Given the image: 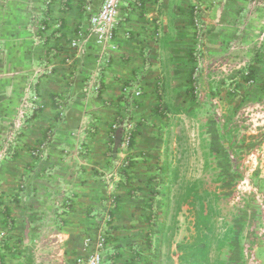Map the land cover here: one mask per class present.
I'll use <instances>...</instances> for the list:
<instances>
[{
    "label": "crops",
    "instance_id": "0c3cea01",
    "mask_svg": "<svg viewBox=\"0 0 264 264\" xmlns=\"http://www.w3.org/2000/svg\"><path fill=\"white\" fill-rule=\"evenodd\" d=\"M17 1L20 21L8 27L3 51L8 71H18L19 85L3 91L8 98L2 107L14 120L15 102L9 97L20 102L30 91L35 107L0 162V264H76L100 228L106 231L104 264H181L178 246L197 237L193 207L205 192L214 208L211 237L262 239L261 219L244 221L228 213L233 197L225 196L229 185L218 180L237 169L228 167L233 155L227 141H219L221 151L213 154L225 168H211L208 185L200 171L182 183L189 171L174 167L172 121L151 118L156 108L168 107L169 97L184 94L173 80L185 76L175 50L184 45L179 37L187 30L188 9L200 0H124L118 50L96 78L98 47L93 38L85 39L103 0H50L48 6ZM206 7L207 21L216 1ZM250 23L255 24H249V40L264 41V3ZM76 40L78 49L72 46ZM138 85L143 94L132 103L124 90ZM125 113L132 115L137 133L123 149L112 135ZM125 163L128 169L121 174ZM107 176L117 184V209L110 220Z\"/></svg>",
    "mask_w": 264,
    "mask_h": 264
},
{
    "label": "rangeland",
    "instance_id": "374dc122",
    "mask_svg": "<svg viewBox=\"0 0 264 264\" xmlns=\"http://www.w3.org/2000/svg\"><path fill=\"white\" fill-rule=\"evenodd\" d=\"M209 1H216V7L206 21ZM18 3L17 0H0V162L9 147L16 144L35 107L31 91L20 102L16 96L9 97L15 102L14 120L4 114L2 107L8 98L3 91L9 87L18 89L19 85L18 71H8L3 51L8 27H16L20 21ZM263 3V0H200L191 6L192 10L188 9L187 30L179 37L184 45L179 53L175 50L179 55L176 58L180 59L177 67L185 76L177 79L173 74L174 83L183 88L180 91L184 94L169 97L168 107H159L160 111L151 118L172 121L178 156L174 167L185 174L189 171L181 177L182 183L193 179L194 174L197 177L200 171L208 185V171L225 168V161L214 159L213 154L221 151L219 141H227L233 155L228 167L232 165L237 169L233 175L218 180V183L224 182L225 187L229 185V194L225 196L233 197L228 213L244 221L257 217L264 230V170L258 175L249 171L264 169V41L261 37L249 40L250 25L255 24L250 23L252 12ZM196 10L201 23L199 29L195 24ZM17 66L12 65V68L17 69ZM165 109L175 112L166 113ZM19 126H23L21 130ZM105 180L110 193L114 177L107 176ZM215 237H212V246L215 249L223 243L227 256L224 258L229 264H248L244 257L246 247L254 253L257 264H264V236L258 240L235 236L229 241ZM256 245L260 246L259 250ZM238 254L239 258H234Z\"/></svg>",
    "mask_w": 264,
    "mask_h": 264
},
{
    "label": "built area",
    "instance_id": "2783aa9c",
    "mask_svg": "<svg viewBox=\"0 0 264 264\" xmlns=\"http://www.w3.org/2000/svg\"><path fill=\"white\" fill-rule=\"evenodd\" d=\"M123 1L124 0H103L102 6L99 11L93 14L90 18L88 26V37L87 39H85V41L93 38L96 46L98 47L97 73H95L94 75L95 78L99 75L103 64L108 62L112 57V54H114L118 50V46L115 43V35L119 23V9ZM41 2L46 6L50 4V0H41ZM197 10L195 11V24L199 29L201 27V23L198 19L199 12ZM72 46L78 49L79 42L77 40L74 41L72 43ZM132 88H125L124 92L125 95L133 103L134 100L140 99L143 93L140 85L133 89ZM118 122L119 123L114 127V131H121V133H123L120 145L121 148L126 149L131 144L132 133L135 129V122L133 123L132 115L130 113H125V115H123ZM22 127L19 126L18 129L21 130ZM110 188L112 191L114 185H110L109 189ZM107 219L110 220L109 215L107 216ZM105 245L106 231L104 230V228H100L97 238L94 241L87 242L85 248L86 254L78 258L76 264H104L103 251L105 249ZM244 257L247 260L248 264H257L254 253L249 251L248 247H246L244 250Z\"/></svg>",
    "mask_w": 264,
    "mask_h": 264
},
{
    "label": "trees",
    "instance_id": "16d2710c",
    "mask_svg": "<svg viewBox=\"0 0 264 264\" xmlns=\"http://www.w3.org/2000/svg\"><path fill=\"white\" fill-rule=\"evenodd\" d=\"M157 111H160L159 107L156 109L155 113H157ZM165 111L166 113H169L173 110L165 109ZM136 133L137 132H136V126H135V129L132 133L131 143L133 142V139ZM122 135L123 133L117 134V132L114 131L112 135L113 141L119 142V145H120ZM128 166H129V163L124 164L123 169L121 170V174L126 172V170L128 169ZM116 186H114V188L112 189L110 193H108V195L106 194V202L108 203L110 207L109 216H112V211L117 209ZM193 192H194V188L187 191L186 196H185L186 201H188V199L191 197ZM201 195H202L201 204L199 206L197 205L193 207V209H195V212H196L195 215H196V219L199 225L197 227L198 229L197 237L193 239V241H188L187 243H183L178 246L179 251L183 253L180 257V263L181 264H226L225 258L223 256L224 254L223 253L224 252L223 243L221 244L219 243V246H217V248L215 249L212 246L213 238L211 236H212L213 230L210 225L211 224L210 221H211V216L213 215L214 208L212 207L211 203L208 202L209 194L205 192ZM235 257L239 258V254L234 256V258Z\"/></svg>",
    "mask_w": 264,
    "mask_h": 264
}]
</instances>
